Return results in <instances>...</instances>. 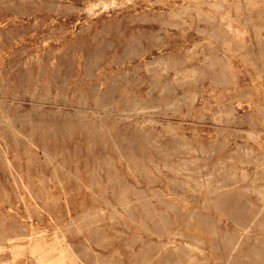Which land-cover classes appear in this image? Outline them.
<instances>
[{"label": "rangeland", "instance_id": "374dc122", "mask_svg": "<svg viewBox=\"0 0 264 264\" xmlns=\"http://www.w3.org/2000/svg\"><path fill=\"white\" fill-rule=\"evenodd\" d=\"M0 264H264V0H0Z\"/></svg>", "mask_w": 264, "mask_h": 264}, {"label": "bare ground", "instance_id": "6f19581e", "mask_svg": "<svg viewBox=\"0 0 264 264\" xmlns=\"http://www.w3.org/2000/svg\"><path fill=\"white\" fill-rule=\"evenodd\" d=\"M223 1V0H222ZM226 1V0H225ZM182 5H183V3H182ZM226 13V12H225ZM210 14V13H209ZM226 18V17H225ZM248 21V20H247ZM243 38V37H242ZM211 62V61H210ZM260 66V65H259ZM221 76V75H220ZM219 77V76H218ZM196 81V80H195ZM23 185V184H22ZM161 241V240H160Z\"/></svg>", "mask_w": 264, "mask_h": 264}]
</instances>
